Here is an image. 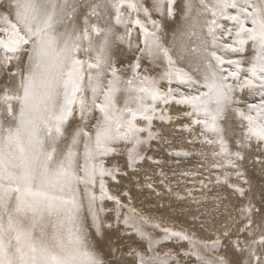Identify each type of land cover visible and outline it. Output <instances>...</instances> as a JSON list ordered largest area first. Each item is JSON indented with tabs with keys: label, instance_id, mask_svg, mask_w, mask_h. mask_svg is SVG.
I'll list each match as a JSON object with an SVG mask.
<instances>
[{
	"label": "snow or ice",
	"instance_id": "6c2138e0",
	"mask_svg": "<svg viewBox=\"0 0 264 264\" xmlns=\"http://www.w3.org/2000/svg\"><path fill=\"white\" fill-rule=\"evenodd\" d=\"M166 130L225 190L206 238L111 190ZM181 259L264 264V0H0V264Z\"/></svg>",
	"mask_w": 264,
	"mask_h": 264
},
{
	"label": "rangeland",
	"instance_id": "374dc122",
	"mask_svg": "<svg viewBox=\"0 0 264 264\" xmlns=\"http://www.w3.org/2000/svg\"><path fill=\"white\" fill-rule=\"evenodd\" d=\"M167 139L171 141V147L168 143L161 141L154 143L152 150L148 153L153 155L154 159L160 162L157 167L150 162H145L138 174L129 175L122 178L119 186L112 185L113 192L119 194L121 190L131 192L137 198L132 196V203L144 215L160 221L163 226L173 227L176 230L187 231L189 234H195L197 237L206 238L208 231L201 228H209L211 224L218 226L219 221L224 219L225 205L221 204L219 209L216 207V196L223 195L225 190L219 189L214 185L208 188H200L197 180L191 176H183L181 173H204L205 167H202L203 161L198 155L201 145L195 147L188 145L181 140L180 135H173L171 130H166ZM188 151L191 152L187 158L170 156V151ZM123 163V160L120 161ZM163 172V176L160 173ZM146 177L150 179L146 180ZM166 178V179H165ZM214 176L212 179L214 180ZM161 179L165 182L160 183ZM199 179V177L197 178ZM148 183L153 184V188L147 187ZM172 191L169 192L168 189ZM193 192V197L187 195L188 191ZM180 197H183L182 199ZM110 207V203L106 204ZM171 207H173L171 209ZM168 208V210H167ZM151 210H156L152 212ZM156 236H162V233L154 232ZM123 245L122 250L127 251L130 247H137V240L132 239L119 241ZM186 245L177 244L174 241L166 242L160 246L159 252L172 250L174 253L182 251ZM179 258V257H178ZM131 260V258L126 257ZM180 264H192L190 260L181 259Z\"/></svg>",
	"mask_w": 264,
	"mask_h": 264
},
{
	"label": "bare ground",
	"instance_id": "6f19581e",
	"mask_svg": "<svg viewBox=\"0 0 264 264\" xmlns=\"http://www.w3.org/2000/svg\"><path fill=\"white\" fill-rule=\"evenodd\" d=\"M111 190L113 191V189H112V187H111ZM130 195L131 196H134L131 192H130ZM135 197V199L137 198L136 196H134ZM173 207H171V209H172ZM167 210H168V208H167ZM152 212H156V210H151Z\"/></svg>",
	"mask_w": 264,
	"mask_h": 264
}]
</instances>
